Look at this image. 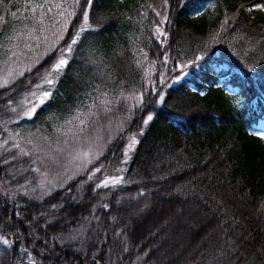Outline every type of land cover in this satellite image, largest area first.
Wrapping results in <instances>:
<instances>
[{
	"label": "trees",
	"instance_id": "1",
	"mask_svg": "<svg viewBox=\"0 0 264 264\" xmlns=\"http://www.w3.org/2000/svg\"><path fill=\"white\" fill-rule=\"evenodd\" d=\"M52 1L0 0V41L32 14L61 23L41 34L34 68L0 87V264H264V140L252 131L264 120V0ZM85 8L68 65L38 88ZM36 90L51 95L28 118ZM79 119L122 183L38 187L15 139Z\"/></svg>",
	"mask_w": 264,
	"mask_h": 264
},
{
	"label": "rangeland",
	"instance_id": "2",
	"mask_svg": "<svg viewBox=\"0 0 264 264\" xmlns=\"http://www.w3.org/2000/svg\"><path fill=\"white\" fill-rule=\"evenodd\" d=\"M52 2L54 8H58L56 7L58 3H60V5L62 4V0H53ZM47 7L49 8L51 5L49 4ZM58 16L61 18L62 15L58 14ZM29 20V23L25 20L22 24L15 26L13 31L0 41V83H3L4 80H8L9 82L7 85H10L25 72H29L33 69L38 59V50H36V48L41 43V34L42 40L44 41L48 36L50 37L53 32L57 31L55 24H61L59 20H56L57 23L53 24L52 20L47 18L44 14H40L39 16L32 14ZM62 26H64V23L61 27ZM50 31L52 32L51 34ZM42 84L47 83L41 81L40 86H42ZM42 92L44 91L36 90V96H39ZM36 96L32 95L29 102H36ZM29 102L28 105L31 106ZM81 121H83V123H81ZM87 125V122H84L83 119H79L77 122H69L68 124L62 125L49 134L43 133L38 137H27L24 140L15 139L16 145L18 144L31 153L32 160L38 157L41 159L51 157L56 161L55 164H48L47 168L41 165L39 161L35 165L32 164L33 167L41 168V171L47 172L46 177L35 172L38 176V185L46 179L52 181L51 185H45L43 189L53 191L77 177H81L79 183L80 187L92 184L95 188L96 184L106 177H121V172L117 171V169H121L122 166L110 168L109 165L97 161L101 152L98 150L93 152L89 141L87 143L84 139L86 131L84 128H86ZM252 131L254 133L264 131V120L258 121L252 127ZM133 137L134 136L130 134L123 137L121 163L125 160L123 151ZM80 152H88L90 154L89 158L92 159V163H87L85 161L84 163H86L87 166L84 167L80 160H74L73 156ZM97 167L102 168V171L97 172L93 179L88 181V175ZM69 177H71V179H69Z\"/></svg>",
	"mask_w": 264,
	"mask_h": 264
},
{
	"label": "snow or ice",
	"instance_id": "3",
	"mask_svg": "<svg viewBox=\"0 0 264 264\" xmlns=\"http://www.w3.org/2000/svg\"><path fill=\"white\" fill-rule=\"evenodd\" d=\"M75 3L79 4V0H75ZM93 3V0H86V4L90 7ZM165 3H167V0H165ZM56 7H60V5H56ZM68 16H72L74 15V13H68ZM166 17L164 18V20H161L160 23L163 24L166 21ZM68 23L67 20L64 21V24L66 25ZM225 23H227V21H225ZM66 30V29H65ZM88 30V10L87 8H85L83 10V23L80 26L79 30L76 32V34L74 35V37L72 38L71 42L68 44L66 49L61 50L62 51V55L57 59V61L51 66V69L46 73L45 77H44V81L45 83H47L48 85H53L55 83V75L60 74L62 72V70L68 65V56L71 54L72 50H73V46L77 44L80 34L84 31ZM156 33L160 36H164L165 33L162 32L160 27L156 28ZM62 38V37H61ZM201 59L200 57H197V60ZM188 67L187 64H182L180 66V70L182 71L183 68ZM176 79H180L179 76L176 77ZM8 80H4L3 83H0V87H4L5 85L8 84ZM38 88L41 87L40 85L37 86ZM33 96H36V93L32 94ZM51 93L49 91H44L42 92L39 96H36V102H29L30 103V107L28 108V110L25 112V115L28 118H31L33 116V114L36 112L37 108L44 104V102L50 97ZM140 103L143 102V97H137L136 98ZM164 97L161 95L159 97V100L157 101V103H160L161 101H163ZM110 103V101H105V104ZM12 111H16L15 108L12 109ZM153 115L149 114L147 115V117L143 120V125L147 126L149 124L150 121L153 120ZM81 123H83V121H81ZM256 135H259V138L261 140H264V131L258 132L256 133ZM4 143H7V141H5ZM137 143V140L135 137L131 138L130 143L126 146V148L123 151V155L125 157V160L122 161L123 163L127 162V158L129 156V153L132 151L134 145ZM0 147H3V145H0ZM14 147L16 148H20V146L14 145ZM20 154L23 156H28L29 152L25 151L24 149L20 148ZM89 153L88 152H80L77 153L73 156L74 160H80L83 164L84 167L87 166L86 163H84L85 161L87 163H92V159L89 158ZM16 157H13V159H15ZM39 161V163L41 165H44L46 168L48 166V164H55L56 161L54 159H52L51 157H47L45 159H41V158H37L35 160H32V164L35 165L37 164V162ZM7 163V161H5ZM31 171L33 172H37L39 173L41 176H47V172L46 171H41V168L38 167H33L31 168ZM102 168L97 167L95 168L94 171H92L89 175H88V181H91L93 179V177L95 176V174L97 172H101ZM117 171H123V169H117ZM69 179H71V177H69ZM121 177L119 176H112V177H106L105 179H103L102 181H100L99 183L96 184L95 189H99V188H109L110 186L114 187L116 185H119L121 183ZM52 181L51 180H45L44 182H42L41 184L37 185L38 187L43 188L45 185H51ZM23 187V186H22ZM95 189H93V191H95ZM36 189L33 188V191H35ZM140 195H143V193H140ZM73 199H75V197H73ZM53 208L56 207V205L52 206ZM104 208L107 209L108 205L105 204ZM17 215H19V213H17ZM98 219V218H97ZM50 223V222H49ZM117 235H119V233H117ZM76 237L73 236L72 239L74 240ZM0 243H3L4 245H9V241L7 239H5L3 236H0ZM24 251H27L26 249Z\"/></svg>",
	"mask_w": 264,
	"mask_h": 264
}]
</instances>
